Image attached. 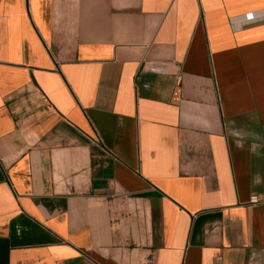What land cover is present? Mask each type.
<instances>
[{
  "label": "crops",
  "instance_id": "crops-1",
  "mask_svg": "<svg viewBox=\"0 0 264 264\" xmlns=\"http://www.w3.org/2000/svg\"><path fill=\"white\" fill-rule=\"evenodd\" d=\"M264 0H0V264H264Z\"/></svg>",
  "mask_w": 264,
  "mask_h": 264
},
{
  "label": "built area",
  "instance_id": "built-area-1",
  "mask_svg": "<svg viewBox=\"0 0 264 264\" xmlns=\"http://www.w3.org/2000/svg\"><path fill=\"white\" fill-rule=\"evenodd\" d=\"M262 202H264V200H262L260 197H258V196H252L251 198H250V201H249V203L250 204H252V205H257V204H260V203H262Z\"/></svg>",
  "mask_w": 264,
  "mask_h": 264
}]
</instances>
